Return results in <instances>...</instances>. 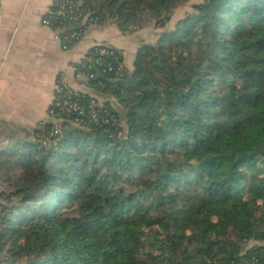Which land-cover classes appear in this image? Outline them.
I'll list each match as a JSON object with an SVG mask.
<instances>
[{
  "label": "trees",
  "instance_id": "trees-1",
  "mask_svg": "<svg viewBox=\"0 0 264 264\" xmlns=\"http://www.w3.org/2000/svg\"><path fill=\"white\" fill-rule=\"evenodd\" d=\"M70 1L44 17L65 48L94 26L142 29L144 12L164 28L189 0ZM192 9L132 72L91 49L76 65L91 93L57 91L51 121L5 152L22 178L0 194V264H264L249 247L264 243V0Z\"/></svg>",
  "mask_w": 264,
  "mask_h": 264
},
{
  "label": "crops",
  "instance_id": "crops-1",
  "mask_svg": "<svg viewBox=\"0 0 264 264\" xmlns=\"http://www.w3.org/2000/svg\"><path fill=\"white\" fill-rule=\"evenodd\" d=\"M54 0H0V146L23 138L50 122L49 109L56 99L57 81L91 93L85 80L76 77V65L96 46L121 50L124 65L133 71L138 49L155 44L156 32L146 28L122 33L115 25L94 26L73 46L65 48L58 32L42 24ZM149 36V38H148ZM264 246L250 242L249 247Z\"/></svg>",
  "mask_w": 264,
  "mask_h": 264
},
{
  "label": "rangeland",
  "instance_id": "rangeland-1",
  "mask_svg": "<svg viewBox=\"0 0 264 264\" xmlns=\"http://www.w3.org/2000/svg\"><path fill=\"white\" fill-rule=\"evenodd\" d=\"M202 2H204V0H189L181 5L176 6L172 10L173 12L172 20L164 28L158 27L157 19L154 18L152 15H150V13L144 12L142 15V18L144 20L143 28H146L147 34H149V36L152 33L156 32V34L158 35V38H157L158 40L164 32L174 30L175 24L179 20L185 18L188 14L193 13L194 12L192 9L193 5L200 4ZM102 101L106 102V99L104 98L103 100H101V102ZM110 102L114 107L118 108L120 111L122 110V108L119 106L118 102L115 99H110ZM26 138L28 137L26 136L24 132L23 138L14 139L10 142V144H7V143L2 144L0 146V161L3 158H5L4 160H6L8 156L6 155L5 152H12L13 150H15L13 149L14 146H18L19 144L21 145V144H24L25 142H29L30 140L31 141L33 140L32 137H29L28 139ZM21 172L22 171L19 166L13 167L12 169H9V170L7 169L3 170V168H0V194L2 192H12L13 191V189L15 188V185L18 184V181L16 180H20L22 178ZM34 176H35V173L31 172L30 174L27 175L26 180L32 181ZM1 203H4V200L2 198L0 199V204ZM144 229H145L144 238L148 237L145 239L146 243H148L150 240L154 238L162 237L159 235V232L163 230L159 226L150 225V226L144 227ZM177 236H178L177 231H174L173 237L176 238Z\"/></svg>",
  "mask_w": 264,
  "mask_h": 264
},
{
  "label": "built area",
  "instance_id": "built-area-1",
  "mask_svg": "<svg viewBox=\"0 0 264 264\" xmlns=\"http://www.w3.org/2000/svg\"><path fill=\"white\" fill-rule=\"evenodd\" d=\"M56 2H57V0H54V4L53 5H55ZM78 5H79V3H76V2H73V1H70V0H66L65 4L61 6L60 11L58 12V15L66 16V13L68 11H69L68 12L69 14H72L71 11H73V9L76 8ZM51 14H52V11L50 10L48 12V15H51ZM42 24L44 26H47V27H51V25H52L51 21L48 18H43ZM56 38L60 39L59 34H58V36ZM99 46L104 48V50L101 53L102 54H107V55H109V53L106 50H112V48H113V47H110V46H107V45H99ZM99 46H96V47H99ZM118 69H119L118 71L122 70V65L119 66ZM76 77L78 79L85 80V77L79 72H76ZM89 78H92V76H90ZM63 89H66V90L68 89L69 90L70 88L67 86L65 78L64 77H60L58 79V81H57V91L61 92V90H63ZM65 105H68L69 109H73L75 111L79 110V108L76 105H74V104L70 105L69 102H67V101L65 102ZM80 114H82V111H80ZM49 115L51 117H53L54 116V112L52 110H49ZM90 116L95 121L97 120V114H96L95 111H93Z\"/></svg>",
  "mask_w": 264,
  "mask_h": 264
}]
</instances>
